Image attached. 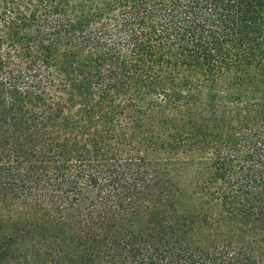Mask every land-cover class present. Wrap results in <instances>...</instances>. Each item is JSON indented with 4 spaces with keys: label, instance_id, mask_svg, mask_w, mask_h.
Instances as JSON below:
<instances>
[{
    "label": "trees",
    "instance_id": "trees-1",
    "mask_svg": "<svg viewBox=\"0 0 264 264\" xmlns=\"http://www.w3.org/2000/svg\"><path fill=\"white\" fill-rule=\"evenodd\" d=\"M0 264H264V0H0Z\"/></svg>",
    "mask_w": 264,
    "mask_h": 264
}]
</instances>
